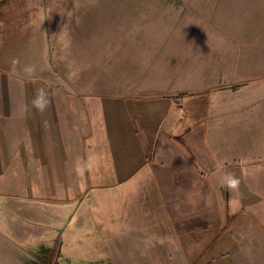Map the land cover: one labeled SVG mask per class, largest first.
<instances>
[{
    "label": "crops",
    "instance_id": "crops-1",
    "mask_svg": "<svg viewBox=\"0 0 264 264\" xmlns=\"http://www.w3.org/2000/svg\"><path fill=\"white\" fill-rule=\"evenodd\" d=\"M100 27L118 35L111 89L70 70L60 83L58 50L50 82L0 58V264H52L65 205L117 187L118 235L135 238L113 264H264V0H118V20ZM38 87L52 101L43 113ZM163 213L174 225L149 221ZM79 215L71 227L86 233ZM156 228L173 235L167 253L146 240Z\"/></svg>",
    "mask_w": 264,
    "mask_h": 264
},
{
    "label": "rangeland",
    "instance_id": "rangeland-1",
    "mask_svg": "<svg viewBox=\"0 0 264 264\" xmlns=\"http://www.w3.org/2000/svg\"><path fill=\"white\" fill-rule=\"evenodd\" d=\"M115 20H118V0H2L0 28L9 36V41L0 43V58L4 61L20 58L22 62L20 68L15 69L16 74L23 73L26 65L35 66L36 71L43 67L46 68L43 80L50 82V68L56 69L57 63L60 83L67 82L66 75L70 70L74 75L71 77L81 83L111 86V89L118 84V35L104 34L100 26L102 23L114 24ZM84 28L88 33L84 34L87 35L86 40L82 33ZM20 30L27 33L25 48L22 43L13 39ZM87 46L91 57L84 59V47ZM57 50L60 52L59 57H55L56 63L52 66L50 63L54 56H51ZM83 67L86 68L87 75H82ZM57 76L53 78L56 79ZM92 191L65 205L60 213L53 239L48 242L55 249L52 252V264H113L118 261V242L123 244V238H135L118 235V187L113 191H95L93 188ZM84 212L89 214L86 222L91 223V228L86 233L80 227H71V223H77L76 218L83 217L79 214ZM154 215L159 216V213L155 212ZM170 215L172 216L171 212ZM149 221L154 226L159 224L161 227L174 225L176 222L166 214L161 220ZM122 222L126 224V220ZM162 231L163 229L156 228L154 232L157 235L146 236V240L152 243H163L156 247L157 253H161L163 246L168 247V242L164 243L163 239L169 241L173 236L159 235ZM174 237L170 244L177 243L178 236ZM152 248L154 250L153 245L149 250ZM163 250L167 253L165 248ZM191 254L188 253V258ZM168 261L165 258L149 264H168Z\"/></svg>",
    "mask_w": 264,
    "mask_h": 264
},
{
    "label": "clouds",
    "instance_id": "clouds-1",
    "mask_svg": "<svg viewBox=\"0 0 264 264\" xmlns=\"http://www.w3.org/2000/svg\"><path fill=\"white\" fill-rule=\"evenodd\" d=\"M19 63L18 60H13V64ZM24 72L28 75H32L35 72V66L26 65L24 67ZM32 107L35 108L38 112L43 113L51 106V97L47 89L43 87H38L33 93V99L30 102ZM226 187L229 189H237L239 186V178L233 174H228L225 178Z\"/></svg>",
    "mask_w": 264,
    "mask_h": 264
},
{
    "label": "trees",
    "instance_id": "trees-1",
    "mask_svg": "<svg viewBox=\"0 0 264 264\" xmlns=\"http://www.w3.org/2000/svg\"><path fill=\"white\" fill-rule=\"evenodd\" d=\"M1 1H2V0H1ZM1 1H0V2H1ZM186 94H187V93H184V94L182 93V94H178L177 96H183V95H186Z\"/></svg>",
    "mask_w": 264,
    "mask_h": 264
}]
</instances>
